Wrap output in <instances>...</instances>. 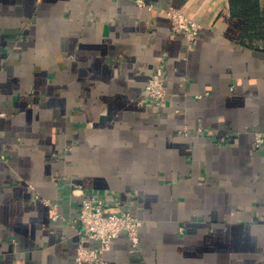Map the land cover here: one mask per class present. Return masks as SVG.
I'll return each mask as SVG.
<instances>
[{"label":"crops","instance_id":"obj_1","mask_svg":"<svg viewBox=\"0 0 264 264\" xmlns=\"http://www.w3.org/2000/svg\"><path fill=\"white\" fill-rule=\"evenodd\" d=\"M145 1L0 0V264H88L73 184L142 220L106 264H264V38L229 0ZM170 7L200 24L192 48Z\"/></svg>","mask_w":264,"mask_h":264},{"label":"built area","instance_id":"obj_2","mask_svg":"<svg viewBox=\"0 0 264 264\" xmlns=\"http://www.w3.org/2000/svg\"><path fill=\"white\" fill-rule=\"evenodd\" d=\"M140 7L151 8L145 0H134ZM170 28L181 33L186 39V48H192L198 41L200 24L185 14L180 8L170 7ZM165 60L160 58L154 70L147 77L144 84L145 99L150 104L163 101L166 98ZM198 97L200 95H197ZM187 133V127L181 129ZM180 130V131H181ZM179 131V132H180ZM198 131L202 128L198 127ZM252 145L259 148L264 144V130H253ZM3 157V155H1ZM31 189L34 186L28 183ZM71 192L80 196L77 222L80 225V237L76 245L75 261L77 263L106 264L103 253L111 246V241L124 231L129 241V251L134 253L139 245V229L142 220L129 209L109 207L104 199L86 194L81 184H73ZM38 193L33 194V200L40 199ZM47 205L52 220H56L60 213L57 204L50 199L41 198ZM264 219V215H263Z\"/></svg>","mask_w":264,"mask_h":264},{"label":"trees","instance_id":"obj_3","mask_svg":"<svg viewBox=\"0 0 264 264\" xmlns=\"http://www.w3.org/2000/svg\"><path fill=\"white\" fill-rule=\"evenodd\" d=\"M233 14L243 19L240 37L243 41L264 38V5L260 0H229Z\"/></svg>","mask_w":264,"mask_h":264},{"label":"rangeland","instance_id":"obj_4","mask_svg":"<svg viewBox=\"0 0 264 264\" xmlns=\"http://www.w3.org/2000/svg\"><path fill=\"white\" fill-rule=\"evenodd\" d=\"M260 2H261V5H264V0H260ZM254 40H256V39H254Z\"/></svg>","mask_w":264,"mask_h":264}]
</instances>
